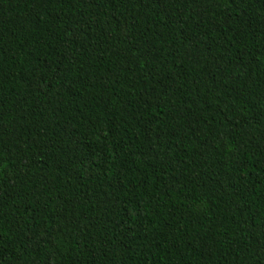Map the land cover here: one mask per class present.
<instances>
[{"label": "trees", "instance_id": "16d2710c", "mask_svg": "<svg viewBox=\"0 0 264 264\" xmlns=\"http://www.w3.org/2000/svg\"><path fill=\"white\" fill-rule=\"evenodd\" d=\"M0 264H264V0H0Z\"/></svg>", "mask_w": 264, "mask_h": 264}]
</instances>
